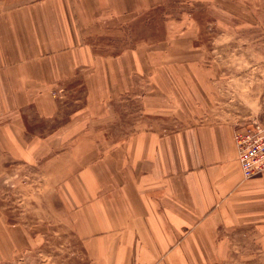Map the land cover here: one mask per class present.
<instances>
[{
	"label": "crops",
	"instance_id": "obj_1",
	"mask_svg": "<svg viewBox=\"0 0 264 264\" xmlns=\"http://www.w3.org/2000/svg\"><path fill=\"white\" fill-rule=\"evenodd\" d=\"M135 2L0 0V150L65 162L58 194L87 264H264V175L242 173L245 126L203 122L205 71L185 69L179 47L159 69L161 42L99 54L119 42L116 23ZM53 87L63 96L52 100ZM134 95V132H99L120 125L114 115Z\"/></svg>",
	"mask_w": 264,
	"mask_h": 264
},
{
	"label": "rangeland",
	"instance_id": "obj_2",
	"mask_svg": "<svg viewBox=\"0 0 264 264\" xmlns=\"http://www.w3.org/2000/svg\"><path fill=\"white\" fill-rule=\"evenodd\" d=\"M138 1L140 7H133L134 11L116 23L122 28L116 31L119 42L114 47L105 43L97 47L99 54L110 55L111 49L112 54L131 51L138 41L143 47V40L161 42L162 69L172 64L171 47H179L180 53L185 51V56L180 55L181 65L201 69L208 78L210 94L205 99L208 105L204 106L203 122H228L235 127L264 122V0ZM192 53L198 57L194 65L188 63ZM192 75L188 84L197 86ZM59 89L51 90L52 100L63 96L65 90ZM85 98L84 94L82 104ZM127 99L122 100L120 114L114 115L120 125L107 129L105 123L99 132L123 133V124L134 132L138 117L134 112L140 104L135 95ZM105 141L98 143L101 153L107 150ZM27 162L0 150V229L3 248L7 246L3 264H87L84 244L77 239L58 194L64 175L58 167H64L65 162L50 167L43 158Z\"/></svg>",
	"mask_w": 264,
	"mask_h": 264
},
{
	"label": "built area",
	"instance_id": "obj_3",
	"mask_svg": "<svg viewBox=\"0 0 264 264\" xmlns=\"http://www.w3.org/2000/svg\"><path fill=\"white\" fill-rule=\"evenodd\" d=\"M235 142L246 179L264 175V124L255 121L236 131Z\"/></svg>",
	"mask_w": 264,
	"mask_h": 264
}]
</instances>
